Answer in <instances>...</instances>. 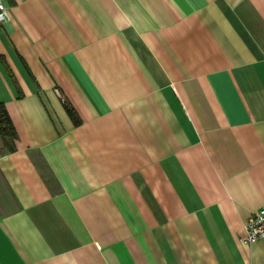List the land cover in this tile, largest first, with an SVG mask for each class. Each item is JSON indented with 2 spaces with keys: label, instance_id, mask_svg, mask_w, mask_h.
Returning a JSON list of instances; mask_svg holds the SVG:
<instances>
[{
  "label": "crops",
  "instance_id": "crops-1",
  "mask_svg": "<svg viewBox=\"0 0 264 264\" xmlns=\"http://www.w3.org/2000/svg\"><path fill=\"white\" fill-rule=\"evenodd\" d=\"M5 1L0 264H264V0Z\"/></svg>",
  "mask_w": 264,
  "mask_h": 264
},
{
  "label": "built area",
  "instance_id": "built-area-1",
  "mask_svg": "<svg viewBox=\"0 0 264 264\" xmlns=\"http://www.w3.org/2000/svg\"><path fill=\"white\" fill-rule=\"evenodd\" d=\"M8 16V5L5 0H0V20H5ZM244 228L248 242L264 238V205L247 218Z\"/></svg>",
  "mask_w": 264,
  "mask_h": 264
},
{
  "label": "trees",
  "instance_id": "trees-1",
  "mask_svg": "<svg viewBox=\"0 0 264 264\" xmlns=\"http://www.w3.org/2000/svg\"><path fill=\"white\" fill-rule=\"evenodd\" d=\"M64 103L74 123L79 124L81 122V118L79 117L75 108L67 100ZM0 134L6 139L8 147L11 149L14 148L12 141L17 137V132L8 113L6 105L2 101H0Z\"/></svg>",
  "mask_w": 264,
  "mask_h": 264
}]
</instances>
